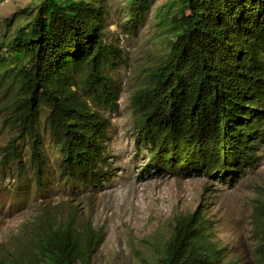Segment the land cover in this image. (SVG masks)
Returning a JSON list of instances; mask_svg holds the SVG:
<instances>
[{
	"label": "trees",
	"instance_id": "trees-1",
	"mask_svg": "<svg viewBox=\"0 0 264 264\" xmlns=\"http://www.w3.org/2000/svg\"><path fill=\"white\" fill-rule=\"evenodd\" d=\"M153 1L128 0L123 27L137 29ZM96 2L33 0L27 21L0 39V85L12 92L5 107L15 131L1 163L24 167L18 146L27 142L38 188L46 185L49 164L43 116L65 180L91 188L107 178L106 112L118 110L119 98L108 70L118 66L122 50L104 40V8ZM164 11L173 48L169 68L156 75L160 96L153 104L133 102L144 170L233 185L260 162L264 145V0H171ZM251 232L254 260L264 264V184L252 205ZM54 234L64 264L88 263L103 239L90 223L84 245L73 226ZM225 255L198 207L174 217L154 264H243Z\"/></svg>",
	"mask_w": 264,
	"mask_h": 264
},
{
	"label": "rangeland",
	"instance_id": "rangeland-1",
	"mask_svg": "<svg viewBox=\"0 0 264 264\" xmlns=\"http://www.w3.org/2000/svg\"><path fill=\"white\" fill-rule=\"evenodd\" d=\"M95 1L104 8V40L122 50L118 66L108 70L118 85L119 98L118 110L106 112L111 122L105 152L107 178L91 188L65 180L57 168L44 116L40 131L49 158L45 187L38 188L34 181L27 142L18 146L24 167L15 161L1 163L3 147L15 131L5 107L12 92L0 85V264H64L60 236L54 233L73 226L84 245L89 223L101 231L103 239L92 248L86 264H154L156 249L170 237L174 217L198 207L226 260L257 264L251 212L264 184V145L260 162L233 185L145 171L146 151L134 143L133 102L153 104L160 96L155 90L156 75L169 68L173 48L164 34L168 24L164 10L171 0H154L133 31L123 27L128 0ZM32 2L0 0L1 40L9 39L27 21ZM189 93L187 86L180 101ZM74 264L84 263L76 260Z\"/></svg>",
	"mask_w": 264,
	"mask_h": 264
}]
</instances>
